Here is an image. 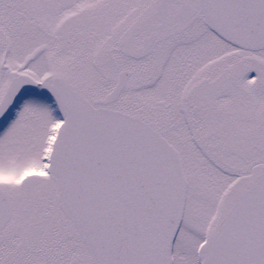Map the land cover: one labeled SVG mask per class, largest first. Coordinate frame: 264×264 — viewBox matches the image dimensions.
<instances>
[{"label":"rangeland","instance_id":"obj_1","mask_svg":"<svg viewBox=\"0 0 264 264\" xmlns=\"http://www.w3.org/2000/svg\"><path fill=\"white\" fill-rule=\"evenodd\" d=\"M159 1L0 0V96L20 72L42 84L0 126V187L13 205L0 232V264H96L76 226L60 222L64 214L55 182L43 179L27 194L19 181L24 169L44 165L53 127L65 115L51 93L54 77L95 102L111 91L120 68L146 61L118 104L126 101L142 110L182 154L188 186L174 264H201L220 220L253 180L252 171L264 170V140L242 150L249 139L264 137V50L246 51L218 40L201 20L161 27L154 17ZM136 27L140 34L122 50L118 64L113 43ZM150 34L152 47L136 55L135 46ZM203 61L219 62L228 71L216 108L189 110L191 90L180 98L187 100V114L173 113L190 68ZM49 251L59 257L56 262Z\"/></svg>","mask_w":264,"mask_h":264},{"label":"water","instance_id":"obj_2","mask_svg":"<svg viewBox=\"0 0 264 264\" xmlns=\"http://www.w3.org/2000/svg\"><path fill=\"white\" fill-rule=\"evenodd\" d=\"M193 2L190 11L183 6L172 20L201 7L205 22L226 40L264 48V0ZM166 10L162 3L156 12L163 22ZM125 80L122 73L108 100L117 97ZM36 86L28 74L13 79L0 101V123L13 103ZM53 87L67 117L54 140L48 171L57 183L61 209L96 263L173 264L187 193L177 150L139 118L95 108L60 78ZM39 177L23 180L28 192ZM11 215L10 198L0 188V230ZM201 264H264V180L237 200Z\"/></svg>","mask_w":264,"mask_h":264},{"label":"flooded vegetation","instance_id":"obj_3","mask_svg":"<svg viewBox=\"0 0 264 264\" xmlns=\"http://www.w3.org/2000/svg\"><path fill=\"white\" fill-rule=\"evenodd\" d=\"M162 2L165 3V6L167 8V12L169 14V16L166 17V21L165 22L160 20L157 17V15H156V11H157L159 5ZM183 5H187V6H189L191 8V7H193L194 3L191 0H160L158 2V4H157L156 10L154 11V17H155V19H157V21L159 22L161 27H165L167 25H177V26H179V25H190L194 21H197L198 24H199L200 20L204 21L203 12H202L201 8H199V7L195 8L193 10V13L189 17H186V18H183V19H178V20H172V16L175 15L179 11L181 6H183ZM140 31H141V28L140 27H136V28L133 29V31H132V33L130 35L125 36V38H123V39H117L118 42L120 41L119 44L116 43V41L113 43V45L114 44L118 45L117 48H116V49H118L117 52H116V49H114V53H113V57L116 58L115 60H116V62H118V64L120 63V60H121L122 50H126L129 47L130 41L134 37L136 38L140 34ZM0 32H2L1 29H0ZM213 34H215V33L213 32ZM216 36H217L218 40L220 39L221 41L225 42L218 35H216ZM146 40H148V42H150L149 46H146ZM153 43H154V36L153 35L150 34V35L144 36L143 39H142V45L140 43H137V46H135V49H136V53L135 54L139 55V54H142L144 52L145 53L148 52L149 49L152 47ZM145 62L142 63V60H141L138 63V66L136 68L132 67V66H124V67L120 68L115 74L114 84H113V86L111 88V91H112L114 89V87L116 86V84H117V82L119 80V75H120L121 71H124V70L129 71V77H128V79L126 81V84H125V87L122 89L120 95L116 99L108 102L107 101V97H108L109 93L111 92L110 91L106 95V97L98 98V99H96L95 102L97 103L98 106H107V107H110V108H113V109L124 111L126 113H130V114H132V115H134L136 117H139V118L147 121L148 123H150L156 130H158L161 134H163L167 138V136L164 133L163 129H161V127L157 126V124L155 122L151 121L148 117H146L145 116L146 114L142 110H138V109H135V108H133V109L130 108L129 103L126 102V101H123V102H121V104L120 103L118 104V102L120 101V98L122 97L123 92L125 91V89L129 85L131 79L135 77L136 71H140V74H142V72H143V70L145 69V66H146ZM220 66H222V65L219 64V62H215V63L210 64L209 62H206V61H203V62H200V63L198 62L195 65H193V67L190 68V71H189L190 73H189L188 79L184 81V84L181 87V90H180L181 93L179 94V100H177V103H175L174 108L172 107L170 110L172 112L174 110V112L175 111L176 112L180 111L183 114H185V113L187 114V106H188L187 102H186L187 100L180 102V98H184V94H186V93H191V92H189L191 90H192L193 94L195 95V97L191 101L192 102V108L189 109V110H192V109L196 108L198 111L206 112L208 110L209 106H213V104L215 106V103L220 98V95H221L222 90H223L222 86H224V84H222V82H224V79L226 78V75L228 74L227 73L228 71L226 70V68H223V67H220ZM155 71L159 73V71H163V69L159 70V68L156 67ZM154 74L155 73H152L150 75L151 78H153V79L156 77V75H154ZM138 80L142 81V77H139ZM40 88L41 87L39 85L38 89L36 91H34L33 93L37 92ZM51 92L54 93L52 88H51ZM234 92H235V89H234ZM28 94H32V93H28ZM28 94H24L19 99V101L22 100V98H24ZM215 108H216V106H215ZM220 111H224V110L220 109ZM187 124H189V123L187 122ZM54 135H55V133H54ZM263 140H264V137H259V136H257L256 139H252L251 138V139L248 140L247 146L244 147L242 150L245 152L250 147L257 146V145L261 144V142ZM170 142H172V141H170ZM174 146H176V145L174 144ZM176 148L178 149L177 146H176ZM181 158H182V154H181ZM182 163H183V158H182ZM43 164L44 165L41 166L40 168H33L31 170L24 169L23 170V176L21 178H23L24 176H26L28 174L39 173V174L42 175L41 181L43 179L49 178V180L54 182V180L47 173L48 157L44 160ZM183 167H184V164H183ZM250 177H251L250 179H253V180L244 189V191H247L250 187H252V185L254 183L264 179V170L261 169L258 172H255V170H253ZM239 179L240 178H237L236 180H233V181H238ZM35 187L33 188V190H35ZM33 190L31 192H33ZM60 222L61 223H66V222L68 223L69 222V223L73 224L72 221L69 220L65 216L60 219ZM84 245H85V243H84ZM86 248H87V246H86ZM47 256L50 259L55 260V262L57 261V258H59L56 254H53V252H50V251L48 252Z\"/></svg>","mask_w":264,"mask_h":264}]
</instances>
